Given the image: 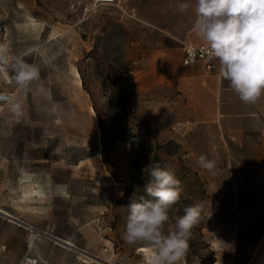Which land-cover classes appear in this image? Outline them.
<instances>
[{"label": "rangeland", "instance_id": "obj_1", "mask_svg": "<svg viewBox=\"0 0 264 264\" xmlns=\"http://www.w3.org/2000/svg\"><path fill=\"white\" fill-rule=\"evenodd\" d=\"M182 2L0 0V45L40 70L25 92L0 79L22 107L0 103V264H148L124 232L152 164L182 182L170 223L204 206L183 264H264V96L221 98L218 65H183L203 42Z\"/></svg>", "mask_w": 264, "mask_h": 264}, {"label": "clouds", "instance_id": "obj_2", "mask_svg": "<svg viewBox=\"0 0 264 264\" xmlns=\"http://www.w3.org/2000/svg\"><path fill=\"white\" fill-rule=\"evenodd\" d=\"M181 13L194 14L192 27L204 49L219 62V75L245 105H253L264 96V0H194L178 5ZM0 45V79L25 92L39 79L40 70L23 59L6 55ZM13 75L9 77L8 68ZM10 110L22 115L21 104L11 103ZM198 165L209 172L216 163L201 155ZM151 179L145 185L149 198L132 200L127 206L124 239L129 245L151 250L148 264H183L189 251L192 230L202 219L203 203L184 208L183 215L170 223V208L183 191L181 180L170 166H146Z\"/></svg>", "mask_w": 264, "mask_h": 264}, {"label": "built area", "instance_id": "obj_3", "mask_svg": "<svg viewBox=\"0 0 264 264\" xmlns=\"http://www.w3.org/2000/svg\"><path fill=\"white\" fill-rule=\"evenodd\" d=\"M118 1L119 0H97V3L102 6H111V5H115ZM205 48L206 45H201V46L188 45L185 48V56L183 60L184 66L191 67L194 66L199 61L216 60L204 50ZM12 101H13V95L0 93L1 104H8ZM24 264H39V262L34 257H27L25 259Z\"/></svg>", "mask_w": 264, "mask_h": 264}, {"label": "crops", "instance_id": "obj_4", "mask_svg": "<svg viewBox=\"0 0 264 264\" xmlns=\"http://www.w3.org/2000/svg\"><path fill=\"white\" fill-rule=\"evenodd\" d=\"M193 31H194V29H193ZM190 45H193V44H190ZM202 45H205V44H202ZM194 46H201V45H194ZM199 63H204V65H201V66L206 67V69L208 71H215L217 69V65L219 67V62L217 60H204V61H199L195 65H197ZM194 66H191V67H194ZM211 82H212L211 84H212L213 87L218 88V91H219V94H220V97L221 98L224 97V96H226V93L231 94L230 92H233L231 90V88L229 87V81H227L225 79H222L220 77V75H219V69L216 70V73H214L212 75ZM222 111H223V109H221V110L219 109V113L218 114L220 116H234V117H240V116H256V114H250V115H248V114H229V113H224Z\"/></svg>", "mask_w": 264, "mask_h": 264}, {"label": "bare ground", "instance_id": "obj_5", "mask_svg": "<svg viewBox=\"0 0 264 264\" xmlns=\"http://www.w3.org/2000/svg\"><path fill=\"white\" fill-rule=\"evenodd\" d=\"M74 78H75V80H76V85L78 86V87H82V85H84L83 83V81H82V77H81V75H80V72L77 70V69H75L74 70ZM52 102V101H51ZM11 103H15V102H10V103H8V106L10 107V104ZM49 105V104H48ZM63 112H64V110H62ZM53 112V111H52ZM92 112H93V117H94V120H95V123H96V126H97V133H98V136H99V138L100 139H102V137H103V133H102V130H101V127H100V123H99V117L97 116V114H96V112H95V110H94V108H92ZM88 162H90L89 160L88 161H82V163H81V165H82V167L83 166H85L86 165V163H88ZM29 191V190H28ZM141 253H144L146 256H147V261H146V263H148V260H149V258H150V255H151V250L149 249V248H147V247H144V248H141ZM146 258V257H145ZM110 264V263H109Z\"/></svg>", "mask_w": 264, "mask_h": 264}, {"label": "trees", "instance_id": "obj_6", "mask_svg": "<svg viewBox=\"0 0 264 264\" xmlns=\"http://www.w3.org/2000/svg\"><path fill=\"white\" fill-rule=\"evenodd\" d=\"M95 51H96V50L92 51L91 53H93V52H95ZM156 158L159 159V156L156 155ZM139 194H140V196H143V197H145V198H149V197L147 196V193H146V191H145V188L142 189V190L139 192ZM198 232H199V233H198V234H199V237H200V238H204L203 230L201 229V230H199Z\"/></svg>", "mask_w": 264, "mask_h": 264}]
</instances>
